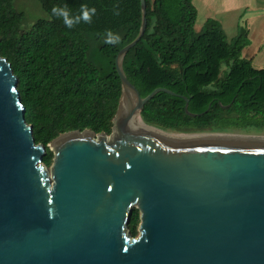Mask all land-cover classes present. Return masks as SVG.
Returning <instances> with one entry per match:
<instances>
[{
	"label": "water",
	"instance_id": "1",
	"mask_svg": "<svg viewBox=\"0 0 264 264\" xmlns=\"http://www.w3.org/2000/svg\"><path fill=\"white\" fill-rule=\"evenodd\" d=\"M141 8L139 34L115 59L122 95L111 134L59 136L50 167L0 56V264H264V140L173 141L144 122L158 93L204 113L166 88L142 97L127 78L124 60L147 28L145 0Z\"/></svg>",
	"mask_w": 264,
	"mask_h": 264
},
{
	"label": "trees",
	"instance_id": "2",
	"mask_svg": "<svg viewBox=\"0 0 264 264\" xmlns=\"http://www.w3.org/2000/svg\"><path fill=\"white\" fill-rule=\"evenodd\" d=\"M15 1L0 0V56L18 78L26 121L36 143L47 147L43 161L50 167L49 144L59 136L111 134L122 95L115 59L140 32L141 0H35L45 17L28 27ZM145 2L147 28L124 60L127 78L142 97L166 88L188 98L191 113L204 114L191 117L183 98L158 93L141 112L144 122L180 133L264 131V69L242 58L247 28L229 42L213 19L195 31L193 0ZM85 5L96 9L92 22L71 29L52 14L67 6L72 16L81 15ZM108 31L121 37L118 45L104 42ZM140 222L135 210L129 226L135 237Z\"/></svg>",
	"mask_w": 264,
	"mask_h": 264
},
{
	"label": "crops",
	"instance_id": "3",
	"mask_svg": "<svg viewBox=\"0 0 264 264\" xmlns=\"http://www.w3.org/2000/svg\"><path fill=\"white\" fill-rule=\"evenodd\" d=\"M201 9L203 10V16L200 14V8L196 4V0H193V5L197 9V19L195 23L196 27L199 25L202 27L209 19H213L219 22L225 32L227 39L228 35L226 33L227 23L234 25L237 17L249 12L247 16L248 24V40L249 45L246 46L242 51V58L247 61H252L253 65L257 66L256 69H264V35L259 41L255 40L254 32L261 31V27L264 24V0H197ZM223 9L220 14L225 16V19L231 18L230 22L223 20V18L217 19L214 10ZM247 10V11H245ZM203 18L202 20H200ZM259 23V27L255 25ZM254 30V32H253ZM240 31V30H239ZM260 34V33H259ZM238 36V35H237ZM236 36V37H237ZM261 38V35H259ZM229 41V40H228Z\"/></svg>",
	"mask_w": 264,
	"mask_h": 264
},
{
	"label": "rangeland",
	"instance_id": "4",
	"mask_svg": "<svg viewBox=\"0 0 264 264\" xmlns=\"http://www.w3.org/2000/svg\"><path fill=\"white\" fill-rule=\"evenodd\" d=\"M196 4L198 6V8H200V14L201 16H203V10L201 9V6L199 5L198 1L196 0ZM15 7L23 12L26 15V19H25V27H28L29 25H32L33 23H35L38 19L40 18H44L45 17V13L41 8V5L35 1V0H16L15 1ZM221 10L223 9H215L214 10V14L216 16L217 19L223 18V20H226L227 22H230L231 18L229 19H225V16L223 17L222 14H220ZM247 11V10H245ZM249 15V12H246L243 15H239V17H237L236 19H234L235 23L234 25H232L231 23H227V27H226V33L228 35V40L229 42H231L238 34H239V30L242 27L248 28V24H247V16ZM203 18H201L200 20H202ZM205 25V24H204ZM200 27L199 25L196 27V32L200 33L203 30V27ZM259 23H257L255 25L254 28L259 27ZM261 27V26H260ZM254 32V30H253ZM254 38L255 40L259 41L260 39H262V36L264 35V24L261 27V31H257L254 32ZM260 33V34H259ZM261 35V38L260 36ZM255 68H257V66L254 65ZM227 68L224 66L222 69V73H225V70ZM153 126V125H152ZM156 127V126H154ZM151 128V127H150ZM158 128V127H156ZM153 129V128H152ZM162 131H158V132H164V133H170V134H174V135H188V136H196V135H235V136H243V137H263L264 138V131H257V130H250V131H242V130H229L227 132H215L213 130H206L204 132H199V131H193V132H189V133H180V132H174V131H167L161 128H158ZM155 131H157V129H154ZM52 148L51 144H49V149Z\"/></svg>",
	"mask_w": 264,
	"mask_h": 264
},
{
	"label": "clouds",
	"instance_id": "5",
	"mask_svg": "<svg viewBox=\"0 0 264 264\" xmlns=\"http://www.w3.org/2000/svg\"><path fill=\"white\" fill-rule=\"evenodd\" d=\"M52 14L57 18H62L65 26L69 29L73 28L75 25L81 23V21L85 23H91L92 17L96 14V9H89L86 5L81 8V15L72 16L70 10L65 6L64 8L54 7L52 9ZM116 15H119V11L115 12ZM105 43L109 45H118L121 41V37L119 35L114 34L111 31H108L106 34Z\"/></svg>",
	"mask_w": 264,
	"mask_h": 264
},
{
	"label": "bare ground",
	"instance_id": "6",
	"mask_svg": "<svg viewBox=\"0 0 264 264\" xmlns=\"http://www.w3.org/2000/svg\"><path fill=\"white\" fill-rule=\"evenodd\" d=\"M134 121L139 126H144L143 121L140 119V117L135 116ZM152 130V128H151ZM160 135L166 137L167 139L173 140V141H193V140H201V139H209V138H232V139H261L264 140L263 137H243V136H235V135H196V136H188V135H174L170 133H164V132H158Z\"/></svg>",
	"mask_w": 264,
	"mask_h": 264
}]
</instances>
